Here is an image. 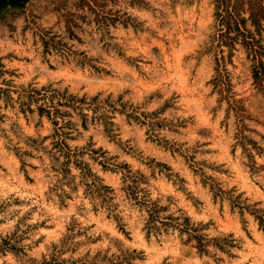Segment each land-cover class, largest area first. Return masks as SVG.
Returning <instances> with one entry per match:
<instances>
[{
    "label": "rangeland",
    "instance_id": "374dc122",
    "mask_svg": "<svg viewBox=\"0 0 264 264\" xmlns=\"http://www.w3.org/2000/svg\"><path fill=\"white\" fill-rule=\"evenodd\" d=\"M257 68L264 0L0 9V264H264Z\"/></svg>",
    "mask_w": 264,
    "mask_h": 264
},
{
    "label": "trees",
    "instance_id": "16d2710c",
    "mask_svg": "<svg viewBox=\"0 0 264 264\" xmlns=\"http://www.w3.org/2000/svg\"><path fill=\"white\" fill-rule=\"evenodd\" d=\"M30 0H0V9L6 7H24ZM262 74H264V68L255 70V77L264 82L262 78ZM239 113V112H238ZM152 212H155V208H151ZM262 224L264 225V220L262 219ZM201 241V240H200Z\"/></svg>",
    "mask_w": 264,
    "mask_h": 264
}]
</instances>
